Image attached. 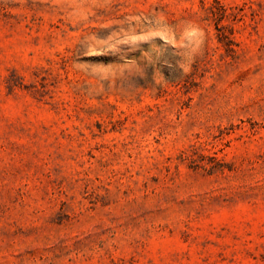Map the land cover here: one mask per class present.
<instances>
[{
    "label": "rangeland",
    "instance_id": "1",
    "mask_svg": "<svg viewBox=\"0 0 264 264\" xmlns=\"http://www.w3.org/2000/svg\"><path fill=\"white\" fill-rule=\"evenodd\" d=\"M0 264H264V0H0Z\"/></svg>",
    "mask_w": 264,
    "mask_h": 264
}]
</instances>
